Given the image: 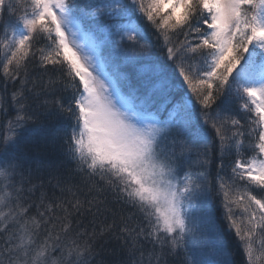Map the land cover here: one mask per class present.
Returning a JSON list of instances; mask_svg holds the SVG:
<instances>
[{
  "label": "snow or ice",
  "instance_id": "1",
  "mask_svg": "<svg viewBox=\"0 0 264 264\" xmlns=\"http://www.w3.org/2000/svg\"><path fill=\"white\" fill-rule=\"evenodd\" d=\"M0 264H264V0H0Z\"/></svg>",
  "mask_w": 264,
  "mask_h": 264
},
{
  "label": "trees",
  "instance_id": "2",
  "mask_svg": "<svg viewBox=\"0 0 264 264\" xmlns=\"http://www.w3.org/2000/svg\"><path fill=\"white\" fill-rule=\"evenodd\" d=\"M27 147H28L30 154L33 156L41 157V158L48 156V151L46 149H43V148L36 149V148H33L31 145H28ZM226 243L232 244L233 241L230 238L226 237Z\"/></svg>",
  "mask_w": 264,
  "mask_h": 264
}]
</instances>
